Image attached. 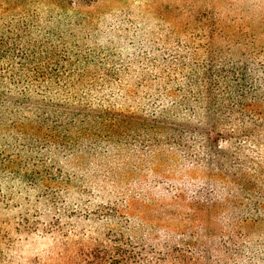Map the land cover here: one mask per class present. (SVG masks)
I'll list each match as a JSON object with an SVG mask.
<instances>
[{
  "label": "rangeland",
  "instance_id": "374dc122",
  "mask_svg": "<svg viewBox=\"0 0 264 264\" xmlns=\"http://www.w3.org/2000/svg\"><path fill=\"white\" fill-rule=\"evenodd\" d=\"M180 3V0H0V62H7L4 58L16 45L27 48L37 34L47 36L66 32L70 37H75L80 45L98 44L117 48L121 59L129 62L137 71L141 68L135 62V51H143L140 53L150 62L156 60L152 63L154 75L171 64L189 68L197 63H205L208 68V88L214 93L217 87L211 80V69L224 64L229 69H240L244 76L252 74L257 79L258 88L264 90V0H199L197 3L204 5L202 10H205L206 16L198 33L175 24ZM217 15L222 20L220 26L215 19ZM126 18L130 22L123 25ZM121 25L132 34L143 29L152 50L145 49L141 45V38L136 39L135 36L134 44L130 40L125 42L126 46L125 43H114L109 37L110 31H117L124 36ZM179 38L183 42L181 45H178ZM188 42L191 49L187 47ZM68 43L71 44V41ZM193 49L195 53L191 55ZM177 52L182 55L178 61L175 58ZM26 53L24 50H16L15 54L18 56L14 62H24ZM14 72L15 75L12 71H2L0 76H14L17 79L26 77L24 73ZM129 79L133 80L134 77ZM240 81L244 94L248 93L254 114L242 109L243 122L239 131L228 126L218 127L212 120L195 125L201 135L203 157L207 156L208 161L213 164L219 152L230 149L231 146L242 147L244 155L230 156L231 165H238L248 177L257 181L258 188L253 195L255 197H245L247 199L244 200L252 210L246 211L245 222L233 233L234 237L221 234L196 237L197 230L190 227L191 221L182 217L192 211L183 206H171L172 199L160 192L173 187L170 177L175 175L181 181L190 180L197 184L196 187L190 186L191 190L178 183V187L186 190L188 195L197 189L205 194L207 191L209 195L212 187L207 186L206 189V183L200 182L206 177L205 169L185 170L181 166L187 164L169 151L164 160L159 161L161 164L155 165L151 159L145 160L141 164L142 172L138 173L140 168H135L137 161L130 156L124 161L123 154L118 155L111 143H103L94 149L92 143L84 142L77 144L76 149L79 151L71 155L65 153L64 149L53 148L51 160L44 157L47 164L37 175L28 174L27 178L9 172L0 175V237L6 234L8 239L13 240L15 247L11 253L24 262L53 252L60 241L68 238L83 241L89 240L88 238L116 240L120 238L116 236V231H119L121 225L124 235L145 243L161 244L169 238L163 236L173 229L178 235L184 233L183 237H175L177 243L174 247L177 250L174 253V264H206V250L210 249L206 247V242L210 244L211 241L212 245L220 244L224 247L225 241L229 240L237 242L235 251L246 257V261H251L249 264H264L253 257H264V208L259 211L254 205L257 198L264 200V146L255 142L261 138L257 135L264 123V94L260 93L261 100H253L250 98V93L254 94L251 91L253 84ZM103 94L96 92L91 95L94 106L101 105L105 97ZM110 102L113 111L118 114H130L135 109L128 110L127 104L116 98H111ZM106 103L108 105L109 102H104V105ZM230 105L221 112L222 115L231 114ZM151 109L154 108H144L148 118L152 117ZM210 109L216 113L214 108ZM27 134L30 142L37 139L36 127L29 129ZM5 144L8 142L0 136V145ZM11 153L15 155L16 152ZM21 161L16 165V170L23 166L26 157ZM150 165L157 172L150 169ZM113 176L116 179L122 178V185L113 183ZM160 178L167 182L157 188L154 184L157 179L163 180ZM138 179H146V182L139 186ZM128 185L130 189L153 191L152 198L147 199L142 195L130 203L129 209H124L116 203L121 201L119 196L117 200L113 195H118V188L126 191ZM128 199L130 200L129 196ZM169 211H175L177 217L170 218ZM195 221L200 225L202 221L205 225L206 222L215 225L214 220L206 219V213H201L199 220ZM140 250L142 253L151 251L148 246H145V250ZM163 256L165 255L161 257Z\"/></svg>",
  "mask_w": 264,
  "mask_h": 264
},
{
  "label": "trees",
  "instance_id": "16d2710c",
  "mask_svg": "<svg viewBox=\"0 0 264 264\" xmlns=\"http://www.w3.org/2000/svg\"><path fill=\"white\" fill-rule=\"evenodd\" d=\"M180 1L178 16L181 17L177 16L175 24L198 33L206 16L205 10H202L204 5H198L199 0ZM215 19L220 26L221 18L217 15ZM129 22V18H126L123 25ZM121 30L124 36L117 31H110L109 37L114 43L124 45L130 40L134 44L135 38L140 37L141 45L152 50L143 29L136 34L123 26ZM40 37L43 39H38ZM181 44L183 42L179 38L178 45ZM187 47L191 49L190 42ZM16 50L27 52L24 62H14L18 56L15 54ZM135 52V62L141 68L139 71L121 59L117 48L98 44L80 45L75 37H70L66 32L47 36L37 34L27 48L16 45L4 58L7 62H0V73L12 71L15 75L16 71L24 73L26 77L17 79L14 76H0V136L8 142L0 145V175L6 174L5 172L18 173L24 178L28 174L37 175L47 164L44 159L47 157L51 160L53 148L64 149L65 153L71 155L77 152L76 145L84 142L92 143L94 149L103 143H111L118 155L123 154L124 161L129 156L137 161L135 168H140L138 173L142 172L141 164L145 160L151 159L155 165L161 164L159 161L164 160L170 151L187 164L181 166L185 170L205 169L206 177L200 182L206 183V189L211 186L212 190H209V195L207 191L205 194L199 189L188 195L186 190L178 187V183L191 190L190 186L196 187L197 184L190 180L181 181V178L173 175L170 177L173 187L160 192L172 199L171 206H183L192 211L182 217L191 221L190 227L197 230L196 237H213L218 234L234 237L233 233L245 222L246 211L252 210L244 200L247 199L245 197H255L253 195L258 188L257 181L248 177L238 165H231L230 156L244 155L242 147L231 146L230 149L219 152L216 161L212 160L213 164L208 161L207 156L203 157L201 135L195 125L212 120L218 127L228 126L239 131L243 122L242 111L254 114L248 93L244 94L240 80L253 84L251 91L255 95L250 93V98L255 101L261 100L260 95L264 94V90L258 88L257 79L252 74L244 76L240 69H229L222 64L211 69V80L217 87L213 93L206 81L208 68L205 63H197L189 68L171 64L154 75L152 63L156 60L150 62L140 53L143 51ZM194 53V49L191 50V55ZM175 54L176 61L181 59L179 52ZM133 77V80L129 79ZM96 92H103L105 95L103 99L100 98L103 101L98 107L90 99ZM110 96L126 103L128 110L135 109L130 114L115 113L110 105ZM104 102L109 103L104 105ZM229 105L231 114L222 115L221 112ZM148 106L154 108L151 109V118L145 115L144 108ZM210 108H214L216 113ZM33 127H36L38 134L37 139L30 142L27 132ZM257 136L261 138L254 141L264 146V123ZM11 152L16 153L14 155ZM23 157H26V162L16 170V165L22 162ZM149 168L156 171L153 165ZM47 172L50 171L47 169ZM114 176L112 182L122 185V178L116 179ZM145 182L146 179H141L138 185ZM166 182L164 179H157L154 185L159 188ZM127 187L126 191L118 188V195H113L117 200L119 196L121 201L116 203L126 210L137 197L144 195L147 199L152 198L153 191L130 189L129 185ZM254 205L256 210L261 211L264 200L257 198ZM201 213H206V219L214 220L215 225L207 222L205 225L203 221L201 225L196 224L195 220H199ZM168 214H171L170 218L177 217L175 211H169ZM119 227L116 236L120 238L116 240L88 238L89 240L83 241L66 237L68 240L60 241L53 252L24 262L11 253L15 244L3 234L4 237H0V264H174V253L177 250L174 247L177 243L175 237H183L184 233L178 235L173 229L163 236L169 237L168 239L161 244H153L139 239L134 241L122 233L121 225ZM235 245L237 242L233 240L225 241L224 247L220 244L212 245L211 241L210 244L206 242V247L210 248L206 250V264L251 263L235 251ZM145 246L151 249L149 254L140 250H145ZM162 255L165 256L161 257ZM253 257L264 262V257Z\"/></svg>",
  "mask_w": 264,
  "mask_h": 264
}]
</instances>
